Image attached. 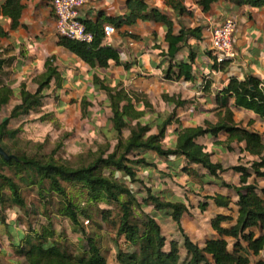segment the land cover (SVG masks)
<instances>
[{
	"label": "crops",
	"instance_id": "crops-1",
	"mask_svg": "<svg viewBox=\"0 0 264 264\" xmlns=\"http://www.w3.org/2000/svg\"><path fill=\"white\" fill-rule=\"evenodd\" d=\"M128 1L90 0L89 5L80 10L84 23L93 25L102 22L103 26L112 25L115 30L105 46L118 52V62L110 63L107 68H98L87 65L58 45L50 0H22L18 26L11 29L10 21L6 18L2 20L7 37L0 40V58L5 62L0 68V85L9 86L14 95L22 87L35 90L37 85L34 79L45 72V65L50 62L56 68L57 76L42 91L40 109L42 114L54 117L60 130L73 131L71 142L76 145L80 142L79 148L92 141H115L110 122L111 109L102 87L122 89L128 93L134 110L142 113L141 118L131 121L130 125H135L137 121L142 125L147 124L151 127L149 134H157V126L172 115L174 121L166 127L161 142L164 148H173L179 129L205 127V123L215 125L223 121L225 110L216 104L215 97L231 77L238 80L255 78L264 89V7H239L228 0H215L207 11H203L197 4L198 0H142L149 11L156 10L169 20L174 35L182 28L200 29L199 39H189L175 56V62L187 64H190L189 56H193L192 77L190 80L175 81L165 78L169 67L166 25L138 20L133 25L114 26L108 22L109 18L123 19L129 13ZM173 1L184 8L182 14L173 9ZM226 18L236 21L233 35L235 57L223 69L213 68L215 56L201 40L208 27L218 25ZM173 71L176 72V68ZM206 83L208 88L204 91ZM16 102L19 103L18 100ZM178 102L186 104L176 107ZM232 104L233 100L230 99L228 106L233 123L263 135L264 140V118L248 110L236 109ZM127 135L128 131H125L123 136ZM226 140L227 134L219 133L217 136L205 135L196 142L210 154L212 163H219L223 168L237 165L249 167L256 160L243 151L244 143L231 142L228 148ZM142 156L150 166L137 171L141 180L137 184L141 189L138 196L146 195L148 189L165 201L180 202L187 208V212L181 216L179 231L178 225L170 217L149 206V214L160 226L167 245L174 240L179 249L182 248L183 233L192 243L203 247L206 240L216 237L210 221L217 215L230 217V220L221 223L222 227L234 225L238 209L237 195L233 189L222 187L220 182L238 186L239 174L229 171L219 174L218 179L210 177L201 166L190 164L182 156L164 158L150 152ZM230 173L237 176L231 182L225 177ZM248 183L255 184L259 192L264 189V179L251 176ZM215 195L227 196L231 203L227 208L217 207L211 199ZM261 196L264 200V194ZM202 203L206 205L204 210L200 209ZM9 229L11 231L5 233L11 240L9 244L18 246V241H14L16 235L11 236L10 225ZM252 231L255 236L260 234L258 229ZM2 235L0 233L1 238L4 237ZM227 240L232 242L231 239ZM5 244V241L0 244V251H5Z\"/></svg>",
	"mask_w": 264,
	"mask_h": 264
},
{
	"label": "trees",
	"instance_id": "trees-1",
	"mask_svg": "<svg viewBox=\"0 0 264 264\" xmlns=\"http://www.w3.org/2000/svg\"><path fill=\"white\" fill-rule=\"evenodd\" d=\"M22 0H0V40L7 37L2 26L4 18L10 21V28L15 29L19 24L22 11ZM215 0H198L197 4L203 11L209 9ZM236 6L251 8L264 7V0H228ZM173 9L179 14L184 8L176 1L171 2ZM129 13L123 19H107L114 26L121 24L133 25L138 20L162 23L168 27L165 41L168 45L166 57L169 67L165 78L170 80H190L193 56H189L190 64L175 62V56L183 45L191 38L199 39V28L181 29L177 35L172 33L169 20L156 10H148L147 4L142 0L128 1ZM88 31L93 34V41L89 44L71 41L58 37V45L77 56L81 61L91 67L107 68L110 63L118 62V52L103 45V25L97 22L93 25L84 23ZM0 58V68L4 65ZM227 62L213 65V68L223 69ZM218 65V66H217ZM176 68V72L173 69ZM57 76L56 68L49 62L45 65V72L34 79L37 85L35 90H25L22 87L18 92L19 103L9 113V116L0 122V147L9 154L16 156L17 160L5 161L0 156V170L4 167L13 169L15 177L27 186L39 185V195L43 199L46 194H53L61 198L63 204L59 210L60 215L67 218L73 226L78 225L80 216L89 217L87 209H82L71 197L64 185L77 187L88 202H105L118 208L117 219L111 216L109 209H99L102 223L115 229L117 237H122L128 249L118 248L116 252L117 264H179V247L174 240L169 241L163 236L160 226L154 217L143 212L145 207L151 206L156 212L170 217L180 228L181 216L187 208L180 202H169L153 195L146 190V195L139 201L132 190L135 183H141L137 176L139 168L150 166L145 153H154L159 157H184L190 164L199 165L206 174L219 179V174L233 172L239 174V185L232 186L223 181L222 187L233 189L237 195V216L231 227H222L221 223L230 220L225 215H217L211 221L215 238L205 241L203 247L192 243L183 235L182 248L185 251V264H264V200L255 184L248 183L251 176L264 179V140L263 135L238 127L232 121V112L229 109V100L236 109L253 112L264 118V89L259 81L252 77L238 80L231 77L227 85L215 97L218 106L223 107L225 115L223 121L205 127L182 128L176 131V142L173 148H164L161 144L165 129L174 118L169 115L157 126V134H149L151 127L142 125L137 121L131 126L130 122L141 118L142 113L135 111L131 103L132 98L124 90L108 89L107 101L111 109V128L115 133V143L105 141L97 145L95 151L80 156L77 165L59 162L54 158V152L49 156L29 155L18 147L19 129H11V120L36 112L42 106V91L49 87L50 82ZM208 88V83L204 91ZM14 96L12 89L0 85V112ZM186 102L176 103V107ZM128 131L127 137L123 133ZM219 133L227 134V145L231 142L244 143L243 151L256 158L250 166L237 165L223 168L219 163H212L210 154L196 141L205 135L217 136ZM229 148V145H228ZM187 171V169H184ZM196 175L195 172H192ZM47 183V190L42 189ZM9 195L4 194V190ZM82 191V192H81ZM208 200V197L204 198ZM217 207L227 208L231 200L227 196L215 195L211 197ZM23 208L24 201L20 195L18 185L14 180L0 172V216L11 207ZM205 203L200 204L204 210ZM139 212V214H138ZM2 218V217H1ZM0 218V223L2 219ZM252 229H258L260 234L255 236ZM227 239H231L230 243ZM42 235L29 241L25 236L21 238L20 247L16 250L19 257L24 259L21 264H107L106 258L101 254L95 240L86 238L87 250L80 255H73L61 250L54 242H48ZM25 244V247L23 246ZM231 244V248L228 246ZM1 252V251H0Z\"/></svg>",
	"mask_w": 264,
	"mask_h": 264
},
{
	"label": "rangeland",
	"instance_id": "rangeland-1",
	"mask_svg": "<svg viewBox=\"0 0 264 264\" xmlns=\"http://www.w3.org/2000/svg\"><path fill=\"white\" fill-rule=\"evenodd\" d=\"M18 93L14 95L9 103L2 108L0 112V122L9 116L12 108L18 104ZM43 111L39 108L36 112H31L26 116L11 120L9 127L11 129H19L17 135L18 147L29 155H44L49 156L54 152V158L59 162L70 163L73 166L80 162L79 157H85L86 153L95 151L100 143L90 142L83 148H79L80 142L74 144L71 142V132H63L60 130L58 123L51 114H42ZM114 144L112 141L110 144ZM78 147V149H75ZM4 175L12 178L18 185L20 195L24 201L25 206L19 208L18 206H11L7 208L3 215L0 216L2 223H0V233L4 235L3 240L0 237V244L6 242L5 251L0 252V264H21L24 259L19 257L16 250L20 247V239L25 236L29 241H35V238L42 235L54 242L61 250L71 253L73 255H80L84 253L87 248L86 238L91 237L95 240L97 247L101 254L106 258L107 264L116 263V252L118 248L123 250L128 249V245L124 243L122 237H117L115 229L109 225L104 224L100 220L99 209H109L112 211L111 216L114 220L117 219L118 208L115 205L107 204L103 201L93 203L88 202L77 189L64 185L68 194L74 197L76 202L82 209H87L89 217L80 216L78 225L73 226L71 222L60 215L59 210L62 207L61 198L53 194H46L43 199L39 195V185L27 186L22 183L18 177H15L13 169L2 168L0 170ZM229 176V177H228ZM230 182L237 176L235 174L225 175ZM207 179H210L206 176ZM139 183L132 186V190L136 193L139 201L141 196L138 193L141 189L138 188ZM263 185V184H262ZM48 185L45 182L42 189L47 190ZM82 192V191H81ZM4 194L9 195L7 189ZM143 212L149 213V207H145ZM139 214V212H138ZM9 223V224H8ZM12 229V237L16 235L15 242L18 241V246L9 244L11 240L7 238V232ZM173 227V226H172ZM2 235V236H3ZM166 237H170L165 234ZM7 239V241H6ZM48 240V242H50ZM25 244L23 243V246ZM228 248H231L229 244ZM186 254L183 248L179 249V264H185Z\"/></svg>",
	"mask_w": 264,
	"mask_h": 264
},
{
	"label": "built area",
	"instance_id": "built-area-1",
	"mask_svg": "<svg viewBox=\"0 0 264 264\" xmlns=\"http://www.w3.org/2000/svg\"><path fill=\"white\" fill-rule=\"evenodd\" d=\"M89 3L90 0H50L57 37L86 44L93 41V34L86 29L80 16V10ZM114 31L112 25L103 26L104 45L107 44ZM235 31L236 21L233 18H226L222 23L206 29L201 42L215 56L217 64L228 63L234 59L233 35Z\"/></svg>",
	"mask_w": 264,
	"mask_h": 264
},
{
	"label": "water",
	"instance_id": "water-1",
	"mask_svg": "<svg viewBox=\"0 0 264 264\" xmlns=\"http://www.w3.org/2000/svg\"><path fill=\"white\" fill-rule=\"evenodd\" d=\"M0 156L5 160V161H10V160H17L16 156L14 155H9L7 154L2 147H0Z\"/></svg>",
	"mask_w": 264,
	"mask_h": 264
}]
</instances>
